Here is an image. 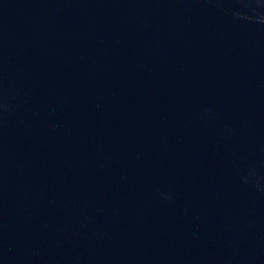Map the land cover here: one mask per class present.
<instances>
[{"label":"water","instance_id":"1","mask_svg":"<svg viewBox=\"0 0 264 264\" xmlns=\"http://www.w3.org/2000/svg\"><path fill=\"white\" fill-rule=\"evenodd\" d=\"M0 264H264V0H0Z\"/></svg>","mask_w":264,"mask_h":264}]
</instances>
